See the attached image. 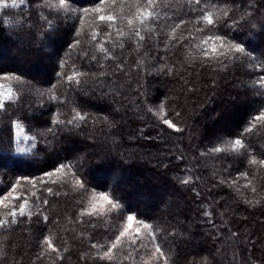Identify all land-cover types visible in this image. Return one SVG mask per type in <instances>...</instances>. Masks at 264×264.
Listing matches in <instances>:
<instances>
[{
    "label": "trees",
    "instance_id": "16d2710c",
    "mask_svg": "<svg viewBox=\"0 0 264 264\" xmlns=\"http://www.w3.org/2000/svg\"><path fill=\"white\" fill-rule=\"evenodd\" d=\"M2 2L9 7L0 9V69L20 68L25 75L24 82L18 83L5 80L7 72L0 73V91L13 93L0 110V140L6 143L12 137V153H0V198L19 181L5 203L18 207L27 202V207L9 231L0 230V264H156L148 239L143 240L144 247L127 244L133 233L114 250L117 259H99L126 226L128 214L150 218L158 242L177 264H200L205 258L212 264H264V166L249 163L252 158H264V125L256 122L247 131L259 114L258 101L264 99L255 95L264 89L253 87L264 69L234 61V54L226 50L229 41L243 42L252 55L260 57V34L252 25L264 20V0H202L198 8L188 0H157L159 16L142 30L143 41L131 35L126 21L109 26L97 14L83 11L96 7L98 0H70L77 11L59 18L44 6L56 5L58 0ZM14 2L19 7L13 8ZM108 11L120 14L119 8ZM247 11H252L254 19L241 21ZM204 13L213 15V25L206 24ZM17 21L23 25L19 40L9 35ZM29 31L37 37L54 31L44 41L51 52L31 44L24 35ZM95 33L99 35L93 39ZM215 36L224 37L225 49L215 41L217 51L212 53L213 41L205 40ZM160 68L163 72L157 73ZM168 69L171 73L164 74ZM69 76H73L71 82ZM141 85L148 88L147 102L137 92ZM32 89H39V94ZM157 100L165 104L167 118L185 129L183 133L166 129L159 116L146 111L148 106L155 109ZM177 107L185 114V122L175 117ZM75 112L85 120L74 121L77 128L69 135L63 130L64 122ZM113 119L116 128L109 127ZM236 138L249 145L247 158L239 154L243 150L233 151ZM17 139L25 154L15 152ZM86 145L89 149L84 151L91 155L111 152L102 167L88 163L86 193L72 187L70 176H44L58 162L74 163ZM213 147L223 151L211 152ZM123 152H132V160L123 163ZM112 173L119 179L115 195L124 196L125 207L109 211L104 204L89 215L94 197L99 205L102 194L113 195ZM162 203L165 213L154 209ZM127 208L133 211L128 213ZM7 212L0 206V219H10ZM206 212L211 215L205 216ZM44 215L49 218L47 224ZM169 229L177 233L175 240L167 236ZM237 230L239 237H233ZM45 238L52 239L63 261L43 245ZM250 240L256 241L255 246ZM92 243L98 248L92 249Z\"/></svg>",
    "mask_w": 264,
    "mask_h": 264
},
{
    "label": "snow or ice",
    "instance_id": "6c2138e0",
    "mask_svg": "<svg viewBox=\"0 0 264 264\" xmlns=\"http://www.w3.org/2000/svg\"><path fill=\"white\" fill-rule=\"evenodd\" d=\"M202 0H188L189 4H194L197 8L201 4ZM21 3H23V0H21ZM157 0H132L131 3L128 2V0H123V2H119V0H98L97 6L92 9H83L85 13H95L97 14L98 19L101 22H105L107 25L112 26L116 25L118 22H124L126 21L127 26L130 30V33L132 36H135L138 38V40L143 41L145 39L144 35L142 34V30L145 28L149 22L152 20H155L158 18L159 13L155 11ZM13 8L19 7L15 2L11 5ZM44 6L49 7L53 11H55L57 18L60 17L61 14L63 15H70L71 12L77 11L72 7V3L70 0H58V4L56 5H48L45 4ZM9 5L7 3L2 2L0 0V9L8 8ZM125 7H127L128 11L125 12ZM116 9L119 8V15H117L115 12H109L108 9ZM249 9H251V5H249ZM223 12V10H221ZM43 17V14H41ZM224 15L227 16V13L224 12ZM203 20L206 22L207 25L211 26L214 23L213 15L211 13H204L203 14ZM44 19H47V17H44ZM234 22H236L235 17L232 18ZM254 19L252 11H247L245 13H242L240 20L241 21H251ZM5 25H11V21H5ZM181 23H187V21H182ZM197 23H199V20H197ZM49 24H51V21H49ZM176 27H180V24H177ZM253 28H258V32L260 34L261 39V51H260V57H257L255 55H252V51L248 50L247 46L243 42H231L229 41L226 45L227 52L233 53V59L234 61H239L241 64H243L245 61L250 62L253 64V68L260 67L261 69H264V59H261V57H264V20H261L257 24L252 25ZM151 30V29H149ZM201 29H197V31H200ZM23 32V25L20 23V21L16 22L15 31H10L9 35L14 36L16 39H21L20 33ZM175 32V29H173V33ZM123 35L124 33L121 32ZM25 36H27L30 40L31 44H41L44 47H47L46 44H44V41L50 37L54 36L55 32L50 31L46 34L44 37H37L36 34L31 33L30 31L27 33H24ZM77 36L80 35L79 32L76 33ZM99 35V33H95L93 35V39H96V37ZM110 36L111 33H108ZM253 36H256V32L252 33ZM209 41H213V45L210 49L212 53H215L217 51V46L215 44V41H220V49H225L224 44V37L223 36H215V37H208L207 40H205V43H208ZM75 47V45H74ZM121 47H123L121 45ZM101 52L106 53V49L101 47ZM207 54V53H205ZM221 56L225 55L224 51L220 52ZM217 59H219L217 57ZM259 60V64L257 65L255 62ZM61 68L64 67L63 64L60 65ZM171 69H168L167 73L164 74H170ZM7 72L8 75H4L5 80H15L18 83H23L22 77L25 75L24 71L20 68L16 69H0V73ZM157 73L163 72V69H156ZM148 75H151V73H148ZM68 80L71 82L73 80V76H69ZM79 83V81H77ZM3 86L0 85V88ZM183 87V86H182ZM253 87H258L261 89H264V74L260 75L258 77V83H254ZM37 94H39V89H32ZM186 91H191V89H186ZM137 92L139 95H142L144 97V101H148V88L144 85H141V88L137 89ZM255 95H258L262 98H264V91H258L255 93ZM13 96V93L11 90L5 94L4 92L0 91V110H3L5 108L4 100L11 99ZM55 99V97H53ZM260 108H259V114L255 115L253 117L252 124L248 127L247 131L251 132L253 130V127L256 126V122H259L260 124L264 125V99H261L258 101ZM156 108L153 107H146V111L148 113H151L154 116H159L163 125L166 127V129H170L175 133H183L185 129L181 126H179L177 123H175L172 119L167 118L168 113L164 111L165 104L159 103V101H155ZM74 111V110H73ZM117 112L119 109L116 110ZM174 115L175 117L181 121L185 122V114L177 107L174 109ZM85 116L81 115L79 112H75V115L72 116L71 119H66L64 122L63 130L66 131L69 135H71L74 130L77 128V124L74 123V121H84ZM57 123H59L57 121ZM16 128H19L18 124L14 125ZM110 128H116L117 127V121L113 119L112 123L109 125ZM51 131V129H49ZM116 133L113 132L112 135H115ZM33 147L35 148L36 145L33 144ZM46 147L48 145L46 144ZM249 145H246L244 140L242 138H236L233 142V151L237 152L238 150H243L241 153L247 158L249 155L248 152ZM54 150V148H53ZM211 152L215 153H221L223 149L220 147H213L210 149ZM7 152L12 153V137L11 135L8 138V141L5 143L3 140H0V153ZM15 152L17 154H25L26 150L19 147V140L17 139ZM201 156H204L205 153L201 152ZM74 163H65V162H58L57 165L53 167V170L46 171L44 173V176L47 177H54V176H70L71 178V184L74 189H76L79 193L83 194L88 191V188L90 187L88 177L86 175L87 165L89 162H96V166H104L110 159H111V152L110 151H100L96 152L94 155L89 154L88 152L84 151L78 155H76L74 158ZM250 164L253 165H262L264 166V158L257 160L256 158H252L249 160ZM0 168H3V165L0 164ZM242 176L245 180L248 179V176L246 173H242ZM31 183H35V181H30ZM225 180H221L220 183H225ZM184 184H188V180L183 181ZM235 183V180L233 181ZM19 184V181H17V185ZM112 184H113V195H107L102 194L99 199L102 201V204L97 205L95 203V197L93 198V202L90 205V210L88 212L89 215L96 212L98 207L103 208L104 204L108 206V210H120L125 207V198L123 195L116 196L115 192L119 190L118 184L119 179L116 174L112 177ZM249 184H251V181H249ZM11 186V191L8 192L6 195H4L2 198H0V206H3L8 209L7 215L10 217V219H0V230L9 231L13 225H16L18 223V218L23 217L25 215V208L27 207V202L19 204L17 207L16 205H12L9 207L8 204L5 203L9 199L10 196L16 191V186ZM230 187L232 185H229ZM252 191L255 192L256 189L253 187ZM49 192H51V189H49ZM197 196H199V193H196ZM15 199L19 200L20 197H15ZM47 201H43L44 205H47ZM245 203H252L251 201H245ZM133 210H130L127 208V212L131 213ZM33 213H28V218H32ZM39 217L40 211H37L35 214ZM210 213H205V216H210ZM121 219H124L123 214L120 217ZM150 218H140L139 214L133 215L128 214L126 217V226L122 231H119V234L116 235L114 241L105 248L103 254L99 257L100 260H108L113 261L117 259L114 250L118 248V246H123L125 243L124 238L129 237L130 233H133L128 240L127 244L132 246H138V247H144L143 240L148 239L154 247V255L153 259H155L156 264H160V261H163V264H177V261L172 258L171 255L166 254V252L161 247L160 243L158 242V237L156 235V228L154 227L153 223L148 222ZM49 221V218L47 215L43 216V223L47 224ZM136 225L135 228H133V225ZM141 230H143V236H141ZM163 232V228L161 229ZM240 233L239 231H235L232 233L233 237H239ZM167 236L171 237L173 240L177 237V233L175 231H172L171 229L168 230ZM183 239V237H181ZM137 239L141 241L139 245H137ZM250 243L255 246L256 241H249ZM43 245L47 247L52 253L57 254L58 258L63 261L64 257L59 255V249L56 248V246L53 244L51 238H45L43 240ZM92 249H97L98 245L96 243L91 244ZM66 251V249H65ZM3 257V250L2 247H0V258ZM39 258V257H38ZM200 264H212L210 258H205L200 261ZM247 264V262H246Z\"/></svg>",
    "mask_w": 264,
    "mask_h": 264
},
{
    "label": "rangeland",
    "instance_id": "374dc122",
    "mask_svg": "<svg viewBox=\"0 0 264 264\" xmlns=\"http://www.w3.org/2000/svg\"><path fill=\"white\" fill-rule=\"evenodd\" d=\"M44 44H45V42H44ZM46 45H47L46 49L48 48L47 50L50 51L51 47L49 46L48 42L46 43ZM43 47H44V46H42L41 49L43 50L44 53H46V52L44 51V50H46V49H44ZM50 52H51V51H50ZM233 85H234V87L237 88V89L240 88V86L237 85V84H233ZM114 109L117 110V107H116V108L114 107ZM129 140L131 141V138H129ZM87 141H88V142H92L91 140H90V141L87 140ZM131 142H132V141H131ZM92 144H93V142H92ZM92 144H91V145H92ZM90 148H92V147H90ZM85 149L88 150L89 147H87V145L84 146V147L82 146V151H80L78 154L82 153ZM87 150H86V151H87ZM78 154H77V155H78ZM126 154H127V153H124V152L120 154V155H121L120 158L123 160V163H127V162H129L130 160H132V155H133L132 152H131L130 154H127V155H126ZM135 155H136V158H137L138 160H140V156H139V154H135ZM127 169H129V171L132 170L131 167H127ZM111 175L113 176V173H112ZM109 178H110L109 181L112 183V177H109ZM131 186H133V185H131ZM141 195H144V194H141ZM140 197H142V196H139V197H137V198L140 199L139 201L142 202L143 199H141ZM164 204H165L164 206L167 205V203H165V202H164ZM164 206H163V203H162V204H155V206H154L155 208H154V209H157L158 211H160V213H165V212H167V209H165ZM167 207H168V206H167ZM152 208H153V207H152Z\"/></svg>",
    "mask_w": 264,
    "mask_h": 264
}]
</instances>
